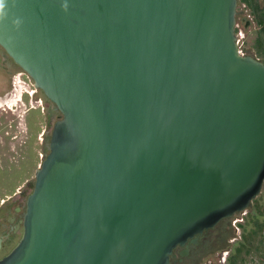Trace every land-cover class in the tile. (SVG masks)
I'll use <instances>...</instances> for the list:
<instances>
[{"label": "water", "instance_id": "1", "mask_svg": "<svg viewBox=\"0 0 264 264\" xmlns=\"http://www.w3.org/2000/svg\"><path fill=\"white\" fill-rule=\"evenodd\" d=\"M236 0H0V49L59 118L0 264H168L264 180V64Z\"/></svg>", "mask_w": 264, "mask_h": 264}, {"label": "rangeland", "instance_id": "2", "mask_svg": "<svg viewBox=\"0 0 264 264\" xmlns=\"http://www.w3.org/2000/svg\"><path fill=\"white\" fill-rule=\"evenodd\" d=\"M252 5H255L257 17L262 16L264 21V0H252ZM241 9L237 0L236 11ZM244 10L246 11L241 15L248 21L247 26L241 18L235 17L238 50L241 55L250 56L264 64V41L263 46L257 42L259 27L249 17L250 8L247 6ZM5 65H8L6 72L16 76L17 83L12 87L9 75L0 73V96L3 97L2 95L5 94L4 101L8 100L7 104L10 106L0 108V128H2L0 136L5 137L3 145L0 146V156L7 164L12 157L14 159L18 157L19 164H14V171H17L16 179L21 192L24 193V198L31 191L26 184L33 183L34 171L47 152L46 145L51 125L59 118V114L53 110V106L42 94L34 89L32 81L24 73L12 63ZM18 93L20 96L17 95ZM15 96L19 101H14ZM3 189L7 194V188ZM236 217L240 219V223L235 231V242L228 250L229 255H236L233 264H264V180L258 195L251 201L249 207L239 215L236 214ZM239 244L241 249L236 253L235 249ZM224 264L230 263L227 260Z\"/></svg>", "mask_w": 264, "mask_h": 264}, {"label": "flooded vegetation", "instance_id": "3", "mask_svg": "<svg viewBox=\"0 0 264 264\" xmlns=\"http://www.w3.org/2000/svg\"><path fill=\"white\" fill-rule=\"evenodd\" d=\"M238 1L242 9L236 11L235 17L241 18V21L247 26L249 23L241 13H244L246 11L244 9L248 6L250 8L249 17L259 27L252 0ZM235 32L236 24L234 25ZM257 32L261 40L260 27L259 29L257 28ZM10 63H12L11 60L0 49V73L9 75V82L13 87L17 83V78L13 74L6 72V66L8 65H5H10ZM32 93L30 92V94ZM4 95H2L3 97L0 96V108H9L10 106L7 104L8 100L4 101L6 97ZM17 95L20 96V93ZM14 101H19V98L15 96ZM29 107H31L30 103ZM4 139L5 137L1 135L0 146L3 145ZM8 162L7 164L3 157L0 156V260L10 252L21 238L22 219L27 197L23 198L24 193L21 192V187L16 179L15 173L17 171H14V164H19L18 157L17 159L12 157ZM4 187L7 188V194L4 193ZM26 187L31 188L32 184H26ZM240 213L232 214L229 218L216 223L212 228L203 230L188 238L182 246H176L168 257V264H224L231 255H229L228 250L235 242V231L240 223V219L236 217V214L239 215Z\"/></svg>", "mask_w": 264, "mask_h": 264}, {"label": "trees", "instance_id": "4", "mask_svg": "<svg viewBox=\"0 0 264 264\" xmlns=\"http://www.w3.org/2000/svg\"><path fill=\"white\" fill-rule=\"evenodd\" d=\"M253 8H254V10H255V5L253 6ZM258 18V17H257ZM258 26L260 27L261 26V28H260V36H261V40L260 39H258V41L257 42H259V45L260 46H263V37H264V25H262V24H264V21H263V17L262 16H260L259 18H258ZM264 48V47H263ZM258 228H260V227H258ZM240 249H241V246H240V244H239V246H238V248H236L235 249V252L236 253H238L239 251H240ZM235 257H236V255L234 254V255H230V257L228 258V262L230 263V264H233L234 263V260H235Z\"/></svg>", "mask_w": 264, "mask_h": 264}]
</instances>
